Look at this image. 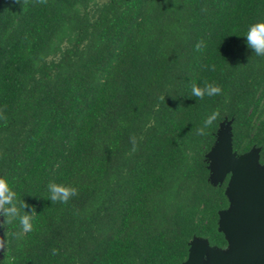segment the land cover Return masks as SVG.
<instances>
[{"label": "trees", "instance_id": "trees-1", "mask_svg": "<svg viewBox=\"0 0 264 264\" xmlns=\"http://www.w3.org/2000/svg\"><path fill=\"white\" fill-rule=\"evenodd\" d=\"M256 22L264 0H0V177L32 225L0 227V264H182L195 238L225 250L230 174L211 182L209 153L228 123L232 151L264 166ZM50 183L77 194L52 203Z\"/></svg>", "mask_w": 264, "mask_h": 264}, {"label": "water", "instance_id": "water-1", "mask_svg": "<svg viewBox=\"0 0 264 264\" xmlns=\"http://www.w3.org/2000/svg\"><path fill=\"white\" fill-rule=\"evenodd\" d=\"M223 143L225 153L218 155L214 165L220 180L230 174V206L221 213L219 222L229 251H225L228 247H210L205 241L211 249L209 264H264V170L255 167V151L239 156L232 151L229 133ZM202 253L191 245L182 264H203Z\"/></svg>", "mask_w": 264, "mask_h": 264}, {"label": "clouds", "instance_id": "clouds-1", "mask_svg": "<svg viewBox=\"0 0 264 264\" xmlns=\"http://www.w3.org/2000/svg\"><path fill=\"white\" fill-rule=\"evenodd\" d=\"M13 2L20 3V0H13ZM25 2H27V0H25ZM41 2H43V0H41ZM244 37L246 38L247 47L251 49L253 53L257 56H264V22L251 24ZM196 47L199 51L201 45L197 44ZM220 92V87L213 84H205L203 88L195 83L191 85V95L198 99H203L205 96L218 95ZM218 115V112L211 114V116L205 120V126L211 125L212 122L217 119ZM48 191L49 199L52 203H67L72 196L77 194L75 188L56 183H50L48 185ZM16 199V193L8 186L7 180L0 177V215L4 217L2 223H0V227L5 228L6 225L18 221L24 231H29L32 227L30 223L31 213L24 212V214L21 215L20 207L24 209L27 205L23 202V204L18 207ZM0 249L4 252L5 245L0 244Z\"/></svg>", "mask_w": 264, "mask_h": 264}, {"label": "rangeland", "instance_id": "rangeland-1", "mask_svg": "<svg viewBox=\"0 0 264 264\" xmlns=\"http://www.w3.org/2000/svg\"><path fill=\"white\" fill-rule=\"evenodd\" d=\"M227 134H228V123H224L219 129L218 140L209 154V161H210V168H211L210 180L213 183H217L220 181V178L218 177L219 170L217 169V167H215L214 161H216L219 154L223 155L225 153V147H224L223 141H224V138L227 136ZM255 167L258 170H264V166L260 165L257 161V151L256 150H255ZM230 199L232 200V197ZM191 245L193 246L194 250L203 252L202 253L203 264H209V251L211 249L208 247L205 240L200 239V238H195L191 241ZM215 251H220V250H215ZM225 251H229V247Z\"/></svg>", "mask_w": 264, "mask_h": 264}]
</instances>
